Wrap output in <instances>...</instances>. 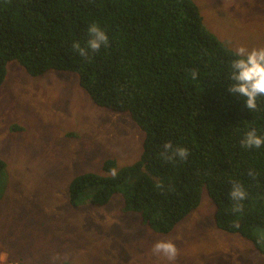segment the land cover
<instances>
[{"label": "trees", "instance_id": "1", "mask_svg": "<svg viewBox=\"0 0 264 264\" xmlns=\"http://www.w3.org/2000/svg\"><path fill=\"white\" fill-rule=\"evenodd\" d=\"M93 23L108 44L81 56L73 43L84 47ZM236 58L205 27L193 0H0V86L12 59L31 76L73 72L96 105L128 113L143 132L137 160L107 158L100 172L71 178L72 205H104L123 192L125 210L168 233L205 189L215 226L264 255L257 231L264 229V145H241L252 129L264 137V96L249 111L229 92ZM167 143L187 148V159L165 160ZM5 168L0 157V173ZM234 183L247 193L243 201L232 200ZM237 203L241 210L233 211Z\"/></svg>", "mask_w": 264, "mask_h": 264}, {"label": "rangeland", "instance_id": "2", "mask_svg": "<svg viewBox=\"0 0 264 264\" xmlns=\"http://www.w3.org/2000/svg\"><path fill=\"white\" fill-rule=\"evenodd\" d=\"M193 1L205 27L230 49L264 48V0ZM6 69L0 86V157L6 163L0 264H53V256L59 257L55 264H264L250 241L215 226L205 189L197 207L168 233L125 210L123 192L104 205H72L71 178L100 172L107 158L118 165L137 160L143 132L128 113L96 105L73 72L31 76L14 59ZM160 240L175 243L174 261L153 254Z\"/></svg>", "mask_w": 264, "mask_h": 264}, {"label": "clouds", "instance_id": "3", "mask_svg": "<svg viewBox=\"0 0 264 264\" xmlns=\"http://www.w3.org/2000/svg\"><path fill=\"white\" fill-rule=\"evenodd\" d=\"M89 39L84 47H81L79 42L73 43V48L81 56H88L90 52H97L102 46H107L108 37L106 33L95 23L88 28ZM237 57L231 62L230 80L232 83L229 87V92L233 96L244 98V105L249 111L257 109V98L264 96V48H253L251 50L244 46H240L235 51ZM197 76L196 72L192 73L193 79ZM241 145L246 148H260L264 145V137L258 136L255 129L247 132L245 138L241 141ZM165 160H186L189 152L187 148L173 147L171 143L164 146V152L161 154ZM110 174L113 177L117 176V170L112 168ZM159 186V185H157ZM231 198L233 201H243L247 193L242 185L233 184L231 190ZM241 205L237 203L233 211H240ZM152 252L157 257H163L168 261H174L177 257L178 250L175 243L171 240L157 241L152 248ZM53 264L59 259L58 256H53Z\"/></svg>", "mask_w": 264, "mask_h": 264}, {"label": "bare ground", "instance_id": "4", "mask_svg": "<svg viewBox=\"0 0 264 264\" xmlns=\"http://www.w3.org/2000/svg\"><path fill=\"white\" fill-rule=\"evenodd\" d=\"M36 185H37V184H36ZM37 186H40V185H37ZM33 188H34V187H33ZM33 190H34V189H33ZM36 191H37V190H36ZM37 192H39V191H37ZM159 259H162V258H159ZM158 261H159V260H158ZM159 262H160V261H159ZM174 263H175V262H174ZM174 263H173V264H174ZM180 264H182V263H180Z\"/></svg>", "mask_w": 264, "mask_h": 264}]
</instances>
